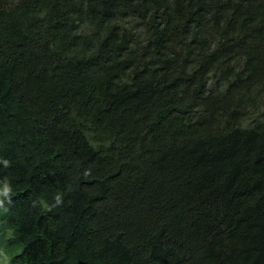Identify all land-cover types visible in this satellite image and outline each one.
Returning a JSON list of instances; mask_svg holds the SVG:
<instances>
[{
    "label": "trees",
    "instance_id": "trees-1",
    "mask_svg": "<svg viewBox=\"0 0 264 264\" xmlns=\"http://www.w3.org/2000/svg\"><path fill=\"white\" fill-rule=\"evenodd\" d=\"M0 202L9 264H264V0H0Z\"/></svg>",
    "mask_w": 264,
    "mask_h": 264
},
{
    "label": "rangeland",
    "instance_id": "rangeland-1",
    "mask_svg": "<svg viewBox=\"0 0 264 264\" xmlns=\"http://www.w3.org/2000/svg\"><path fill=\"white\" fill-rule=\"evenodd\" d=\"M5 187H6V185L4 186L2 191L5 190ZM10 257L7 254H0V264H9V258Z\"/></svg>",
    "mask_w": 264,
    "mask_h": 264
},
{
    "label": "clouds",
    "instance_id": "clouds-1",
    "mask_svg": "<svg viewBox=\"0 0 264 264\" xmlns=\"http://www.w3.org/2000/svg\"><path fill=\"white\" fill-rule=\"evenodd\" d=\"M4 164L7 166L8 161L5 160V161H4ZM4 194H5V195L7 194V190L5 191ZM61 202H62L61 197H60V196H57V197H56V204H60ZM0 207H3V203H2V202H0Z\"/></svg>",
    "mask_w": 264,
    "mask_h": 264
}]
</instances>
